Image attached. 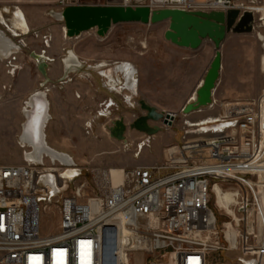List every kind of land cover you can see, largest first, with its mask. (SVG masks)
Here are the masks:
<instances>
[{"label":"built area","instance_id":"1","mask_svg":"<svg viewBox=\"0 0 264 264\" xmlns=\"http://www.w3.org/2000/svg\"><path fill=\"white\" fill-rule=\"evenodd\" d=\"M69 5L76 4L58 0L57 12ZM161 5L186 12L235 9L238 18L248 12L253 17L251 32L264 48V0H180ZM120 6L157 9L143 0H121ZM23 42L17 41L19 48L25 47ZM110 67L98 72L106 79L102 85L128 104L122 95L125 82L115 76L113 83L104 75ZM132 73L136 88V69ZM66 82L59 80L58 85ZM53 88L41 90L48 94ZM115 105L111 99L103 101L96 115L108 116ZM205 108L211 110L213 103ZM205 122L189 127L186 121L183 137L196 138H182L168 148L162 163L99 167L92 172L90 188L79 176L84 167L74 166L76 173L69 181L62 177L68 167L47 159L0 166V264H137L136 254L141 255L139 264H207L211 252L223 250L210 207L214 187L236 194L237 222L232 218L228 227L231 246L241 252L237 261L264 264L259 251L264 247V89L257 100L226 104L222 113ZM91 129L92 121L86 122L87 135ZM48 210L58 220L52 234L40 229L41 214ZM105 242L113 247L110 256Z\"/></svg>","mask_w":264,"mask_h":264},{"label":"rangeland","instance_id":"2","mask_svg":"<svg viewBox=\"0 0 264 264\" xmlns=\"http://www.w3.org/2000/svg\"><path fill=\"white\" fill-rule=\"evenodd\" d=\"M57 1L0 0V10L3 8L9 10L4 17L10 18L14 10L19 9L25 16L30 31L27 36L13 40L9 38L16 45L18 40H23L25 47L17 49V53L13 55L4 56L0 61V166L24 163L23 154L28 148H21L18 139L24 119L22 108L27 96L35 90L38 91L37 89L41 90L43 86H54L47 94L51 105L48 112L51 120L45 129L46 142L59 152L75 158L80 157L81 162L73 163L77 168H86L79 176L87 182L88 188L94 184L92 172L95 169L122 167L124 157L135 163L128 167L139 166L138 164H160L164 158L163 149L174 147L183 140L186 121L194 123L202 118L217 116L222 113L226 104L255 101L264 89L262 43L253 32L229 34L220 48L221 71L212 96L213 108L211 110L204 108L200 112L188 115H183L181 110H177L173 113L175 118L169 127L163 126L161 122H149L151 127H158L159 131L146 138L145 134L130 129L135 119L145 115L139 101L149 105V100H155L160 102L161 106L173 109L179 101L189 98L204 78L213 59L214 48L211 49L207 69L201 73L189 60H183L163 47L165 40L162 26L117 24L112 25L103 36H98L95 28L75 38L65 39L63 22L55 21L51 14L57 13ZM72 1L80 6H120L121 0ZM143 2L149 4L151 0ZM155 7L156 10L164 9L161 4H155ZM1 30L6 32L4 28ZM67 51L74 52L82 63V69L73 74L69 73L67 82L58 85L59 80L56 77L62 73L60 63ZM32 53L45 54L49 57L44 68L45 75L38 70L36 61L31 57ZM129 57L137 60V64H134L137 85L136 93L132 96V106L124 104L123 100H115L118 109L115 108L108 116L100 118L95 111L101 100L99 94L101 92L96 91L101 89V82L93 74L96 87L94 90L89 87L87 79L90 70L86 69V64L129 63ZM63 76L64 73L60 79ZM156 110L170 114L172 112L161 107ZM89 116L94 133L87 135L85 121ZM117 120H123L125 124L124 141H117L109 135V128ZM103 137L107 140L105 147L83 143L91 139L100 140ZM194 138L196 137L191 135L184 139ZM137 145H141L142 149L137 150ZM65 176L63 178L69 181L72 178L69 174ZM223 192H229L228 188L225 187ZM210 200L223 250L211 252L207 264H243L237 261L241 256L239 248L237 246L234 248V245L230 244L233 235L228 224L233 217L216 207L214 195L211 194ZM230 210L236 215L233 206ZM57 223L58 220L52 216L51 210L42 212L40 229L43 233H54ZM135 259L139 264L141 255L136 254Z\"/></svg>","mask_w":264,"mask_h":264},{"label":"water","instance_id":"3","mask_svg":"<svg viewBox=\"0 0 264 264\" xmlns=\"http://www.w3.org/2000/svg\"><path fill=\"white\" fill-rule=\"evenodd\" d=\"M8 12L7 9L3 10ZM66 36L74 38L83 32L97 29V35L103 36L112 25L142 24L156 25L168 22L167 30L163 34L171 44L190 50H197L203 41L209 40L213 44L214 56L204 78L195 90V101H188L181 113L188 115L208 106L212 101L213 92L221 71L220 48L229 34L251 33L252 15L245 12L239 17L238 10L228 12H186L177 9H162L152 11L146 6L131 8L122 6H70L60 13ZM70 51H67V58ZM38 70L45 75L46 60L43 54L32 53ZM82 65H80L81 67ZM76 67L74 71H78ZM139 106L145 115L135 119L130 129L145 134L148 138L159 131L158 127H151L149 122H161L163 126H171L173 116L170 113L158 112L144 101ZM126 127L123 120H117L109 128V135L117 141H124ZM148 142V139L145 141ZM52 187L53 177L48 176Z\"/></svg>","mask_w":264,"mask_h":264},{"label":"bare ground","instance_id":"4","mask_svg":"<svg viewBox=\"0 0 264 264\" xmlns=\"http://www.w3.org/2000/svg\"><path fill=\"white\" fill-rule=\"evenodd\" d=\"M151 1L152 3L155 4H163L167 1L176 2L180 0H151ZM70 6H80V5H69L68 7ZM51 14L55 21L63 22L60 13L53 12ZM0 21L2 24L7 26V29L10 31L8 33H12L13 36H15L16 38L21 36H26L30 32L25 16L19 9H15L14 13H12V16L10 18H5L4 15L0 14ZM63 32L65 33L64 34L65 39H68V37L66 36L65 28ZM17 49L18 47L16 43H13L9 38H6L4 35H2V33H0L1 60L3 59L4 56H8L11 50H17ZM43 55L46 62H48L49 58L45 56V54ZM61 63H64V65L68 70H74V68L80 67L81 65L79 58L72 51H70L68 58L66 52L65 56L61 59ZM101 64L105 65V63L103 62H101ZM118 65L120 66H116V68L109 69L107 72H104L105 77H107V79L109 78L112 79V82L114 83L115 81L114 76L116 75L117 77L118 73H121L122 75L121 77L125 80L126 86H129L128 82L130 80V73L132 69L131 70L129 69L130 68L129 65L126 66L120 63ZM46 95L47 93L45 91L38 90L34 92L31 95V97L26 101V105L23 109L25 122L22 127V133L19 137V141L21 142L22 145L24 144L25 146L30 147V150L26 154L27 161L41 163L44 159H47L50 161V163L58 162L59 164L68 167L62 174V177H66L65 175L69 174L70 175L69 177L73 178V176H75L76 173V171H74V166L76 164L73 163L72 158L65 153L50 148L45 143L44 128H45V124L49 120V116H48L49 106L46 100ZM195 99H196V95L194 94L191 98V101H195ZM212 103L213 101H211L209 105H211ZM128 105L132 106L131 104H129V101H128ZM171 115L173 117L175 116L172 112ZM212 118L213 117H207L204 120L194 123L189 121L187 122L189 123L188 125L189 127H196L195 125L196 123H200L198 125H204V123H207L205 122V120L207 121V119H212ZM214 196L216 197V207H218L219 210L221 211L224 210V213L227 214L229 213L234 218V221L237 222V216L234 213H232V211L230 210V208L234 206L236 203V194L234 192H222L217 187H214ZM103 247L105 248L106 253L108 254L107 256H110L109 254L112 253L111 250H113V247L110 246L109 244L107 245L106 242L103 243ZM259 251L261 253H264V247L263 248L260 247ZM108 261H110V259H108Z\"/></svg>","mask_w":264,"mask_h":264},{"label":"crops","instance_id":"5","mask_svg":"<svg viewBox=\"0 0 264 264\" xmlns=\"http://www.w3.org/2000/svg\"><path fill=\"white\" fill-rule=\"evenodd\" d=\"M5 8H3V9H1L0 11H1V14H3L4 15V13H3V10H4ZM5 14H7V13H5ZM0 26H2V27H6V29H7V26L6 25H4V24H2L1 23V21H0ZM152 26H162V35L165 33V31L167 30V26H168V22H163V23H160V24H156V25H152ZM8 32H10L8 29H7V31H6V33H4V32H2V30H1V28H0V33H2V35H4L6 38H11L12 40L13 39H16V37L15 36H13V34L12 33H8ZM27 36V35H26ZM21 37H23V36H21ZM17 38H19V37H17ZM10 39V40H11ZM163 39H164V37H163ZM11 40V41H12ZM165 40V39H164ZM13 43H14V41H12ZM167 44V45H166ZM18 47V46H17ZM163 47L164 48H166L168 51H170V53L172 52V54H176L178 57H180L181 59H183V60H189V62H191V63H193L195 66H197L198 67V69H199V71L202 73V72H204L206 69H207V67H208V65H209V62H210V55H211V49L213 48V44L209 41V40H205V41H203V43H202V45H201V47L199 48V49H197V50H190V49H186V48H180V47H177V46H175V45H173V44H171L170 42H168V41H166L165 40V45H163ZM150 49H153L154 50V48H150ZM18 50H20L19 49V47H18ZM155 52H157V48H155ZM15 53H17V51L16 50H11V52H10V54L9 55H13V54H15ZM49 58V57H48ZM0 60H1V58H0ZM128 61H129V63H127V62H117V63H114V64H112V65H108V63H105V65H103V64H101V63H98V64H96V65H93V64H86L87 66H86V69L87 70H90L88 73V84H89V87H91V89L92 90H94V87H96V84L94 83V80H93V74L96 76V78H98V79H100V82H101V84H100V88L101 89H97L96 91L97 92H101V93H99L100 94V96H101V100H100V102H98V105L100 104V103H102L103 101H107L108 99H111L113 102L115 101V100H119V101H121V100H123V98H122V96H120V95H116V94H112V93H110V92H108L105 88H104V86L102 85V83L106 80L104 77L102 78L99 74H98V72L99 71H101L102 70V68L101 67H109V66H111L109 69H113V68H116V66H120V65H118L119 63L120 64H124V65H129L130 66V70L133 68V69H135V63L137 64V60L136 59H133V58H131V57H129V59H128ZM82 64V63H81ZM98 65H100V67H98ZM114 65V66H113ZM132 66H134V67H132ZM60 69H61V72L62 73H60V75L58 76V77H56V79H58V80H62V81H66V78H67V75L70 73V74H73V73H75L76 71H74L75 70V68H74V70H68L67 68H66V66L64 65V63H60ZM80 69H82V66L80 67ZM108 69V70H109ZM92 70V71H91ZM207 71V70H206ZM64 73V76L60 79V77H61V75ZM132 70H131V73H130V80H129V82H128V85L129 86H126V82H125V80L121 77L122 75H121V73H118V75H117V77L118 78H120V79H122V81H124L125 82V86H126V89H127V91H125V92H123L122 93V95L124 96V97H126V101H129V98L131 97V96H129V95H134V93H136V88H135V84H134V78L132 77ZM25 76V75H24ZM23 76V77H24ZM116 76V75H115ZM114 76V77H115ZM115 79V78H114ZM133 79V80H132ZM110 82H112V79H108ZM114 83H115V81H114ZM200 84V83H199ZM110 85H112V86H114L112 83H110ZM37 90H39V89H37ZM135 90V91H134ZM34 92H36V90L35 91H33V92H31L28 96H27V98L25 99V101H24V106H23V108H22V115H23V109H24V107H25V105H26V101L31 97V95L34 93ZM195 93H192L191 94V96L189 97V98H186V99H183V100H181V101H179L178 102V104H177V106L176 107H174L173 109L171 108H165V107H163V106H161V104H160V102H158V101H155V100H149L148 101V103H149V105L150 106H152V107H154V108H159V107H161L162 109H169L170 111H172V113H174L175 111H177V110H181L182 108H183V106L188 102V101H191V98H192V96L194 95ZM47 97H48V95H46V100H47V102H48V106H49V110H48V112H50V102L48 101V99H47ZM121 98V99H120ZM132 98V97H131ZM133 100L131 99V101H129V104H131V102H132ZM140 102V101H139ZM192 102V101H191ZM115 103V102H114ZM116 104V103H115ZM124 104H126V103H124ZM98 105H96L97 107H96V109L98 108ZM134 105V104H133ZM129 106V105H128ZM118 109V107L115 105V107H113L112 108V111H114V109ZM48 116H49V120L47 121V123L45 124V128H44V135H45V129H46V127H47V125H48V123H49V121L51 120V115H50V113H48ZM23 117H24V115H23ZM90 116L87 118V120L85 121V123L86 122H89L90 121ZM207 118V117H206ZM203 119H205V118H202V119H199L198 121H200V120H203ZM24 122H25V117H24V119H23V122H22V126H21V132H20V134H19V137H20V135H21V133H22V127H23V124H24ZM94 127L96 128V125H94ZM92 129H93V127H92ZM91 129V134H93L94 133V130H92ZM101 132V131H100ZM109 132V131H108ZM19 137H18V139H19ZM19 143H20V146H21V148H28V150H26V151H24V154H23V159L24 160H26L27 161V159H26V154H27V152L30 150V147H27V146H25L24 144L22 145L21 144V142L19 141ZM45 143L47 144V142H46V136H45ZM84 144H89V145H92V146H94V147H105V145H106V143H107V140H105L104 139V137L103 138H101L100 140H95V139H91V140H89V141H84L83 142ZM48 145V144H47ZM142 145V144H141ZM141 145H137V147H136V149L137 150H141L142 149V146ZM144 145H146V144H144ZM25 146V147H24ZM49 146V145H48ZM50 147V146H49ZM50 148H52V147H50ZM53 149V148H52ZM55 150V149H54ZM165 150H166V147L163 149V151H164V158L161 160V163L164 161V159H165ZM69 155V154H68ZM71 158H72V160H73V162H75L76 164H77V162H81V159H80V157H77V158H75L74 156H71V155H69ZM124 163V164H123ZM123 163H122V167H128L129 165H132V164H135V163H131V162H129V160L126 158V157H124V160H123ZM139 166H144V165H140V164H138Z\"/></svg>","mask_w":264,"mask_h":264},{"label":"flooded vegetation","instance_id":"6","mask_svg":"<svg viewBox=\"0 0 264 264\" xmlns=\"http://www.w3.org/2000/svg\"><path fill=\"white\" fill-rule=\"evenodd\" d=\"M8 11H9V10H8ZM3 13H6V12L3 11ZM146 138H147V137H146Z\"/></svg>","mask_w":264,"mask_h":264}]
</instances>
